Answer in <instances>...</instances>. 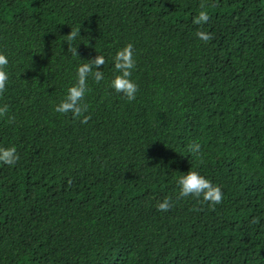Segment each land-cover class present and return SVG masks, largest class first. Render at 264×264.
Listing matches in <instances>:
<instances>
[{
  "label": "trees",
  "instance_id": "1",
  "mask_svg": "<svg viewBox=\"0 0 264 264\" xmlns=\"http://www.w3.org/2000/svg\"><path fill=\"white\" fill-rule=\"evenodd\" d=\"M129 43L133 101L109 86ZM0 52V264H264V0H0ZM98 54L87 123L56 113ZM188 170L220 204L178 197Z\"/></svg>",
  "mask_w": 264,
  "mask_h": 264
},
{
  "label": "clouds",
  "instance_id": "2",
  "mask_svg": "<svg viewBox=\"0 0 264 264\" xmlns=\"http://www.w3.org/2000/svg\"><path fill=\"white\" fill-rule=\"evenodd\" d=\"M208 20L209 13L201 5L198 15L193 17V23L199 25L206 23ZM195 35L202 41H208L211 38V34L205 31H198ZM79 36L80 30H71L67 37L69 47H71L70 42L77 40ZM73 55H78L76 47L73 50ZM112 60L114 75L110 81V88L116 93H121L128 101H133L138 91V84L132 79V72L136 64L133 45L129 43L119 48L112 57ZM8 63V56L4 52H0V91H3L9 78L6 71ZM104 64L105 56L101 54H98L93 59H88L86 63L78 64L76 68V82L67 88L65 97L54 105V111L61 114L71 112L73 117H82L81 123H87L88 117L82 115L88 108V105L84 103V97L88 90L87 79L93 75L96 81L103 79V73L99 69ZM93 69H96L94 73ZM6 112L7 106H0V116H3ZM200 149V143L193 142L188 151L191 154L199 155ZM18 159L19 155L15 146L0 147V164L14 166ZM176 184L179 188L178 197H194L202 199L210 205L220 204L223 199L221 187L214 184L207 176L197 170L182 172L177 178ZM155 206L158 210L167 211L172 207V202L166 197L162 201L157 202Z\"/></svg>",
  "mask_w": 264,
  "mask_h": 264
}]
</instances>
